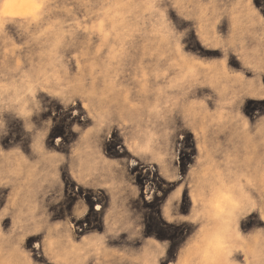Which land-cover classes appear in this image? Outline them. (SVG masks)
<instances>
[{
	"label": "rangeland",
	"instance_id": "1",
	"mask_svg": "<svg viewBox=\"0 0 264 264\" xmlns=\"http://www.w3.org/2000/svg\"><path fill=\"white\" fill-rule=\"evenodd\" d=\"M0 264H174L238 180L230 264H264V0H45L0 15Z\"/></svg>",
	"mask_w": 264,
	"mask_h": 264
},
{
	"label": "clouds",
	"instance_id": "2",
	"mask_svg": "<svg viewBox=\"0 0 264 264\" xmlns=\"http://www.w3.org/2000/svg\"><path fill=\"white\" fill-rule=\"evenodd\" d=\"M45 0H0V15L19 16L31 23L42 19ZM32 89L11 80H0V119L7 113H26ZM246 193L238 180L214 186L203 202L198 227L177 252L174 264H230L236 239L229 223Z\"/></svg>",
	"mask_w": 264,
	"mask_h": 264
}]
</instances>
